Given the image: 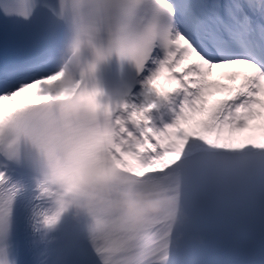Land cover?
<instances>
[{
    "label": "snow or ice",
    "instance_id": "6c2138e0",
    "mask_svg": "<svg viewBox=\"0 0 264 264\" xmlns=\"http://www.w3.org/2000/svg\"><path fill=\"white\" fill-rule=\"evenodd\" d=\"M146 3L145 18L112 47L143 77L146 93L165 100L175 94L174 119L156 128L147 115L155 101L122 100L109 109L113 130L102 150L110 170L170 193L174 208L134 232L103 217L73 220L62 208L50 215L44 190L26 182V158L0 136V264H11L5 241L20 196L36 243L45 248L37 264H264V0ZM62 5L0 0V12L36 27L41 41L35 54L0 62V128L53 97L68 36ZM238 64L248 70L226 74L229 81L239 76L238 84L208 78L214 66ZM162 74L173 87L155 86ZM27 90L33 102L5 110L3 102ZM216 92L228 94L209 103ZM213 216L224 226L220 256L203 234Z\"/></svg>",
    "mask_w": 264,
    "mask_h": 264
},
{
    "label": "clouds",
    "instance_id": "9594fccd",
    "mask_svg": "<svg viewBox=\"0 0 264 264\" xmlns=\"http://www.w3.org/2000/svg\"><path fill=\"white\" fill-rule=\"evenodd\" d=\"M68 36L59 55L54 95L40 107L18 113L2 128L26 158L47 210L61 208L73 220L106 218L136 231L174 208L170 193L138 177L110 170L103 142L113 130L117 101L97 79L99 65L115 54L112 41L145 18L146 0H63ZM95 92L94 102L87 97ZM7 260V258H3Z\"/></svg>",
    "mask_w": 264,
    "mask_h": 264
},
{
    "label": "bare ground",
    "instance_id": "6f19581e",
    "mask_svg": "<svg viewBox=\"0 0 264 264\" xmlns=\"http://www.w3.org/2000/svg\"><path fill=\"white\" fill-rule=\"evenodd\" d=\"M247 70H248V66L243 65V64L225 65V66L215 67L211 69L208 78L210 80H219L222 83H228V84L235 85L240 82V77L238 76L236 80L234 81H229L226 79V74L230 71H237L239 73H243ZM165 80H167L166 74H162L160 77L157 78L156 81H154V84L158 89L162 91L174 86V82L171 81V84L168 85V84H165ZM141 81H142V78L139 77L138 82L140 84L138 88H136L130 94L128 98V101L135 99V102L138 105L142 103H147L149 101H154V98H157L155 94L153 93H150L149 95L146 93V91L144 90V85L141 83ZM227 94H228L227 92H216L209 97V103H212L215 100L221 99L223 96ZM174 97H175V94H170L167 100L163 98H159V100L155 102L156 107L149 110V112L147 113V115L151 118V123L156 128H163L164 124L171 123L173 121L175 113L170 110L169 105L171 104L173 107L175 106ZM35 99L36 98L33 96L32 90H27L25 93L20 94L17 97H14L12 100L3 102L4 108L9 109L20 103L33 102ZM244 134H247V130L245 133H242L241 135H244Z\"/></svg>",
    "mask_w": 264,
    "mask_h": 264
},
{
    "label": "rangeland",
    "instance_id": "374dc122",
    "mask_svg": "<svg viewBox=\"0 0 264 264\" xmlns=\"http://www.w3.org/2000/svg\"><path fill=\"white\" fill-rule=\"evenodd\" d=\"M213 68H214V67H213ZM213 68H212V69H213ZM165 84H168V85H169V84H171V81H169V80L167 79ZM158 100H159L158 97H157V98H154V101H155V102H157Z\"/></svg>",
    "mask_w": 264,
    "mask_h": 264
}]
</instances>
